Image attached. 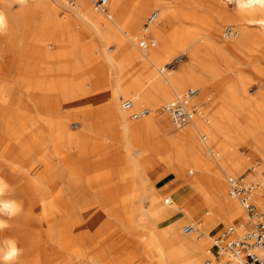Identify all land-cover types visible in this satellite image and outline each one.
Returning a JSON list of instances; mask_svg holds the SVG:
<instances>
[{
    "label": "bare ground",
    "instance_id": "1",
    "mask_svg": "<svg viewBox=\"0 0 264 264\" xmlns=\"http://www.w3.org/2000/svg\"><path fill=\"white\" fill-rule=\"evenodd\" d=\"M0 16L16 54L13 67L0 57V177L23 205L0 240L16 239L18 264H92L86 227L119 209L135 261L136 239L160 264L227 258L216 230L239 237L250 222L229 178L264 210V87L252 93L244 69L264 80V0H0ZM175 100L183 124L162 109ZM42 143L54 148L44 167L32 158ZM162 171L202 197L196 229L174 224L190 213L155 190ZM91 206L102 216L86 218Z\"/></svg>",
    "mask_w": 264,
    "mask_h": 264
},
{
    "label": "rangeland",
    "instance_id": "2",
    "mask_svg": "<svg viewBox=\"0 0 264 264\" xmlns=\"http://www.w3.org/2000/svg\"><path fill=\"white\" fill-rule=\"evenodd\" d=\"M228 7L232 9L234 7V4L229 3ZM86 35L87 33L82 34L83 37H85ZM221 36L222 35H220V37ZM4 39L5 38L0 37V49H1L0 57H2L3 54V57L5 58V61L8 64V66L13 67L14 64L16 63L15 60L16 54L13 51H11L12 47L9 45L7 39L5 40ZM175 64H178V62H175ZM244 69L247 74V78L252 93L256 91V85L261 84L264 87L263 77L258 72L250 69V66H244ZM146 105L150 106L148 103H146ZM131 112L132 110L130 111L129 114H131ZM128 119L129 120L132 119L130 115L128 116ZM76 125L78 124L75 122L73 124V127L76 128L77 127ZM39 149L40 150L38 152L32 154V158L33 160L37 161V163H39V166L41 165L42 167H44V165L48 164V161L51 156V152L53 151L54 148L53 145L51 146V144L49 143L44 147V144L42 143ZM151 164L152 163H147L146 167H149ZM154 183H155L154 188L159 192L160 195L164 196L166 194H171L175 198V201L183 209H186V207L192 205L190 201H193V203H195L194 204L195 210H191L192 213L191 215L184 213L177 218L174 224L178 225V230H181L182 226H184L185 224L190 223L192 219L196 220L197 214L205 210L206 207L202 197L189 185L187 184L182 185V182L180 180H176V177L172 173H167L166 171L160 172L154 178ZM144 206L148 207L149 206L148 202H145ZM99 210L103 212V209H99ZM196 210L198 211L194 212ZM101 212L95 209V207L91 206L86 209L87 215L85 216L86 218H90L94 220L102 216ZM129 213H130L129 209L116 210L114 213L115 215H111L110 213H104L105 215L99 218L97 227L87 226L88 228L90 227V229L86 227V233L88 232L87 236L89 237L86 245L89 248L92 247V249L95 250L93 253L90 254L91 256L90 262L92 264H118L123 260V258L127 259L129 264H147L148 261L151 260L153 264H160L157 260V254L154 247L150 244H146V242L141 241L139 239L138 240L136 239L138 244V249L140 250H139L138 258L135 261L136 257L134 256V250H135L134 239L123 233L122 228L120 227V225H118L119 222L117 221L119 217L120 218L125 217ZM99 214H101V216ZM178 214H180V211L176 212L175 216ZM92 215H94L95 217ZM137 219L139 221L144 220L142 216H138ZM113 227H115L114 230ZM218 229L216 230L214 237H218L219 235H221L227 229V227L222 225ZM181 233L185 234L183 231H181ZM199 234L201 235L202 238H207V235L205 233L200 232ZM122 245L124 246L123 250L121 249ZM143 249H145V251H143ZM96 261L99 262L97 263Z\"/></svg>",
    "mask_w": 264,
    "mask_h": 264
},
{
    "label": "built area",
    "instance_id": "3",
    "mask_svg": "<svg viewBox=\"0 0 264 264\" xmlns=\"http://www.w3.org/2000/svg\"><path fill=\"white\" fill-rule=\"evenodd\" d=\"M107 1L97 0V4L104 7ZM155 16L156 13H153L151 19ZM232 30V27L228 26L225 30V35H229ZM145 42L142 41L141 45H146ZM195 92L196 90H189L187 94L191 95ZM123 104L125 108H130L132 102L125 100ZM162 109L169 112L179 124L185 123L190 118V112L181 100L167 102ZM141 113L147 112L142 110ZM137 116L139 114L134 113V117ZM229 185L231 194L240 198L241 203L250 216L249 229L239 237L227 235L230 229H226L221 235L216 237L215 243L220 248V253H226L228 257L221 258L220 255H217L215 258H207L203 264H264V210L259 209L251 201L250 191L252 187H246L242 177H230ZM196 228L197 226L193 222L182 226V230L186 233Z\"/></svg>",
    "mask_w": 264,
    "mask_h": 264
},
{
    "label": "clouds",
    "instance_id": "4",
    "mask_svg": "<svg viewBox=\"0 0 264 264\" xmlns=\"http://www.w3.org/2000/svg\"><path fill=\"white\" fill-rule=\"evenodd\" d=\"M24 0H21L23 3ZM3 27V17L0 16V30ZM12 186L2 177H0V232L9 229L12 225L9 221L19 216L23 211V205L10 196ZM23 255V249L18 246L14 238H5L0 240V264H18Z\"/></svg>",
    "mask_w": 264,
    "mask_h": 264
},
{
    "label": "crops",
    "instance_id": "5",
    "mask_svg": "<svg viewBox=\"0 0 264 264\" xmlns=\"http://www.w3.org/2000/svg\"><path fill=\"white\" fill-rule=\"evenodd\" d=\"M181 194H182V193H181ZM190 202H191L192 205H191V206L189 205V207H186V210L189 211V213H190L189 215L192 214V213H191V210H195V208H194V204H195V203H193V201H190ZM178 211H180V214L174 216V220H175V222H176V220H177L178 217H180L182 214L186 213L185 211H181V210H178ZM178 211H177V212H178ZM197 211H198V210H196V211H194V212H197ZM186 214H187V213H186ZM176 225H177V224H176ZM177 226H178V225H177Z\"/></svg>",
    "mask_w": 264,
    "mask_h": 264
}]
</instances>
